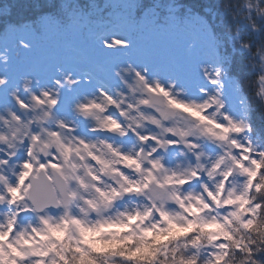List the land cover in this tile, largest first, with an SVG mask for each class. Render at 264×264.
I'll return each mask as SVG.
<instances>
[{
    "label": "snow or ice",
    "instance_id": "snow-or-ice-1",
    "mask_svg": "<svg viewBox=\"0 0 264 264\" xmlns=\"http://www.w3.org/2000/svg\"><path fill=\"white\" fill-rule=\"evenodd\" d=\"M0 264H264V0H0Z\"/></svg>",
    "mask_w": 264,
    "mask_h": 264
},
{
    "label": "trees",
    "instance_id": "trees-1",
    "mask_svg": "<svg viewBox=\"0 0 264 264\" xmlns=\"http://www.w3.org/2000/svg\"><path fill=\"white\" fill-rule=\"evenodd\" d=\"M6 2H7V0H6ZM98 2L103 3V2H105V0H98ZM110 2H112V3H118L119 0H110Z\"/></svg>",
    "mask_w": 264,
    "mask_h": 264
}]
</instances>
